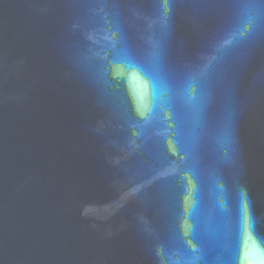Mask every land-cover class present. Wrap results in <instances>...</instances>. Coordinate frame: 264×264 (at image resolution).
I'll return each mask as SVG.
<instances>
[{"label": "water", "instance_id": "obj_1", "mask_svg": "<svg viewBox=\"0 0 264 264\" xmlns=\"http://www.w3.org/2000/svg\"><path fill=\"white\" fill-rule=\"evenodd\" d=\"M0 264H264V0H0Z\"/></svg>", "mask_w": 264, "mask_h": 264}]
</instances>
